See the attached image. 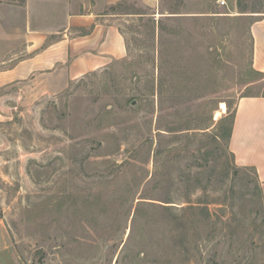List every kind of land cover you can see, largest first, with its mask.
Wrapping results in <instances>:
<instances>
[{"label":"rangeland","instance_id":"rangeland-1","mask_svg":"<svg viewBox=\"0 0 264 264\" xmlns=\"http://www.w3.org/2000/svg\"><path fill=\"white\" fill-rule=\"evenodd\" d=\"M0 0V71L66 10L116 18L125 57L60 93L0 89V246L16 264H264V206L226 129L264 96V0Z\"/></svg>","mask_w":264,"mask_h":264},{"label":"crops","instance_id":"crops-1","mask_svg":"<svg viewBox=\"0 0 264 264\" xmlns=\"http://www.w3.org/2000/svg\"><path fill=\"white\" fill-rule=\"evenodd\" d=\"M123 1L101 0V6L114 7ZM141 2L153 8L151 0ZM71 5L63 7L55 28L25 34L24 57L0 71V89L26 81L35 92L60 93L70 83L125 57V39L115 19L129 14L90 11L86 3L77 5L82 12H67ZM250 34L251 67L264 74V16L251 24ZM228 144L235 165L253 170L264 206V96L238 100ZM9 254L0 246V264H16L9 261Z\"/></svg>","mask_w":264,"mask_h":264},{"label":"trees","instance_id":"trees-1","mask_svg":"<svg viewBox=\"0 0 264 264\" xmlns=\"http://www.w3.org/2000/svg\"><path fill=\"white\" fill-rule=\"evenodd\" d=\"M251 72L254 73V74L259 75L261 77V79L264 78V74L258 73L255 70H253L252 68H251ZM228 117H230L231 120H230L229 127L226 129V137H225V140H226V143L227 144L229 143V139H230V134H231V129H232V125H233L234 114L233 113L232 114L229 113L228 116L223 117V118H221L219 120V122H221L223 120H226ZM260 194H261V191H260Z\"/></svg>","mask_w":264,"mask_h":264}]
</instances>
